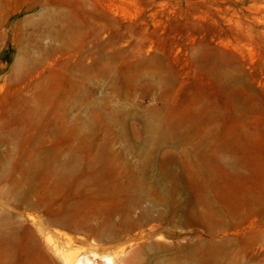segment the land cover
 Instances as JSON below:
<instances>
[{"label": "rangeland", "instance_id": "obj_1", "mask_svg": "<svg viewBox=\"0 0 264 264\" xmlns=\"http://www.w3.org/2000/svg\"><path fill=\"white\" fill-rule=\"evenodd\" d=\"M67 255L264 264V0H0V264Z\"/></svg>", "mask_w": 264, "mask_h": 264}, {"label": "bare ground", "instance_id": "obj_2", "mask_svg": "<svg viewBox=\"0 0 264 264\" xmlns=\"http://www.w3.org/2000/svg\"><path fill=\"white\" fill-rule=\"evenodd\" d=\"M68 256V255H67ZM65 257V255H64ZM69 257V256H68ZM108 260V263L111 264L112 261L110 258H107ZM68 263L67 264H92L91 262L87 261L86 263H84V261L82 259H78V258H75L74 256L73 257H69L68 258Z\"/></svg>", "mask_w": 264, "mask_h": 264}]
</instances>
